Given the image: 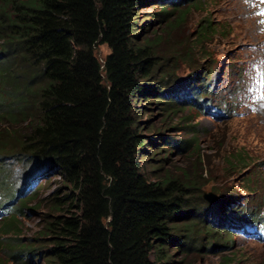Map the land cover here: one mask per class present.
Here are the masks:
<instances>
[{
	"label": "trees",
	"instance_id": "1",
	"mask_svg": "<svg viewBox=\"0 0 264 264\" xmlns=\"http://www.w3.org/2000/svg\"><path fill=\"white\" fill-rule=\"evenodd\" d=\"M145 2L0 0V180L7 161L33 169L15 184L19 204L0 208V247L11 259L35 255L37 247L18 237L22 211L37 192L25 195L47 173L67 189L49 199L38 254L45 264H175L171 245L184 253L173 231L178 219L187 227L196 220L187 186L172 177L150 182L139 165L146 144L134 103L151 87L141 82L159 68L158 42L137 39V8ZM160 5L155 16L169 29L190 9L169 21L168 3ZM211 33L210 23H200L196 43ZM100 45L109 49L103 60ZM187 85L170 94L191 91ZM238 219L245 227V217ZM247 235L258 239L254 230Z\"/></svg>",
	"mask_w": 264,
	"mask_h": 264
},
{
	"label": "rangeland",
	"instance_id": "2",
	"mask_svg": "<svg viewBox=\"0 0 264 264\" xmlns=\"http://www.w3.org/2000/svg\"><path fill=\"white\" fill-rule=\"evenodd\" d=\"M179 1L149 0L137 8V39L141 44L147 38L158 42L154 52L159 67L152 79L141 82L151 87L134 103V118L146 144L138 156L141 172L150 182L172 177L187 186L188 210L197 222L192 219L187 227L186 220L178 219L174 239L185 248L182 253L178 245H171L175 264H264V223L256 228L259 241L238 229V218L245 217L241 222L264 219V100L260 94L250 97L249 80L252 67L264 71V30L246 0ZM165 3L172 11L169 21L190 6L183 22L173 29L165 26L166 19L155 16ZM200 23L212 25L202 45L196 43ZM95 52L103 60L109 49L100 45ZM182 82H188L191 91L170 94ZM158 88L167 94H155ZM5 169L0 208L19 204L21 188L16 185L33 170L10 161ZM66 189L58 175L39 177L25 195L37 192L22 211L18 237L37 247L35 255L27 260L20 252L15 261L9 250L0 247V264H45L38 254L43 250L44 219L51 215L49 199ZM13 191L18 193L13 196ZM204 195H212V202L203 200Z\"/></svg>",
	"mask_w": 264,
	"mask_h": 264
},
{
	"label": "bare ground",
	"instance_id": "3",
	"mask_svg": "<svg viewBox=\"0 0 264 264\" xmlns=\"http://www.w3.org/2000/svg\"><path fill=\"white\" fill-rule=\"evenodd\" d=\"M240 1V0H239ZM263 5H264V0H246V6L247 7H250L254 10V17L257 18V20L262 24L261 27L262 29L264 30V8H263ZM245 8V14L247 13V9L246 7L244 6ZM244 11V10H243ZM249 11V10H248ZM244 15V14H243ZM246 17V16H245ZM256 20V21H257ZM255 27V26H254ZM259 28V27H258ZM241 30V29H240ZM256 31V30H255ZM247 33V32H246ZM252 35V34H251ZM258 35V34H257ZM259 36V35H258ZM256 37V36H255ZM253 38V37H252ZM262 38V37H261ZM255 39V38H254ZM263 45V44H262ZM262 132H264V127H263V130ZM262 135V134H259L257 135L258 137Z\"/></svg>",
	"mask_w": 264,
	"mask_h": 264
},
{
	"label": "water",
	"instance_id": "4",
	"mask_svg": "<svg viewBox=\"0 0 264 264\" xmlns=\"http://www.w3.org/2000/svg\"><path fill=\"white\" fill-rule=\"evenodd\" d=\"M212 198H213L212 195H204L202 197L203 200L210 201V202H212V200H213Z\"/></svg>",
	"mask_w": 264,
	"mask_h": 264
}]
</instances>
